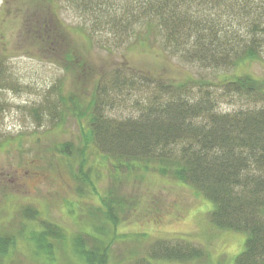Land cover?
<instances>
[{
	"label": "rangeland",
	"instance_id": "obj_1",
	"mask_svg": "<svg viewBox=\"0 0 264 264\" xmlns=\"http://www.w3.org/2000/svg\"><path fill=\"white\" fill-rule=\"evenodd\" d=\"M219 1L179 6L197 24L175 54L160 48L164 35L148 33L137 0H0V264H90L73 237L91 250L93 236L98 264H235L244 236L211 223L201 192L145 161L106 156L89 129L90 115L134 121L169 82L219 85L245 72L264 80V57L219 71L179 57L197 35L247 38L254 21L264 30V0H248L245 15L244 0ZM258 36L264 43V31ZM204 90L192 87L193 99ZM215 100L229 115L261 105L235 94ZM107 207L109 221L94 218ZM35 241L52 245V254ZM174 243L205 257L182 261L165 251L172 245H158Z\"/></svg>",
	"mask_w": 264,
	"mask_h": 264
},
{
	"label": "trees",
	"instance_id": "obj_2",
	"mask_svg": "<svg viewBox=\"0 0 264 264\" xmlns=\"http://www.w3.org/2000/svg\"><path fill=\"white\" fill-rule=\"evenodd\" d=\"M185 1L137 0L142 2L140 9L145 12L143 20L148 33L164 35L161 38L166 43L159 45L164 51L178 54L175 49L180 38L187 36L188 28L197 24L196 20L185 18L186 14H179L178 8ZM247 1L244 0L240 7L244 15ZM220 3L218 0V5ZM262 31L254 21L247 38L234 37L227 32L218 37L201 38L196 34L197 40L193 42L191 51L185 48L182 56V48L179 57L209 71L237 69L264 57V43L258 36ZM169 86L162 85L163 90L157 89L154 104L134 121L129 119L119 125H111L90 115L92 142L101 153L116 161L125 159L130 166H134V162L145 161L143 167L152 164L155 171L201 192L211 204L208 213L211 223L218 229L244 236L235 264H264V80L245 72L219 85L204 80H187L169 82ZM194 86L205 88L197 100L192 95ZM229 94L259 101L261 105L230 115L217 112L215 97ZM185 141L190 144L174 151L179 142ZM177 151L179 155H176ZM107 208L104 211L97 208L101 214L94 218L98 217L99 222L109 221L111 210ZM92 220L91 223L96 222ZM46 225L51 226V223ZM42 229L43 235L52 237L48 228L44 226ZM62 235L64 238V233ZM60 236L59 231L55 238ZM79 238L76 242L73 237V242L83 245L82 252L90 264H98L100 259L96 258L102 256V253L95 252L99 249V238L93 236L91 250L86 249ZM10 239L11 242L6 239L10 244L8 248L14 246V237ZM35 243L43 245L42 251L52 254L53 246L48 242ZM158 245L165 248L172 245L165 251L172 254L171 258L178 256L182 261L189 258L190 253L197 258L205 257L203 251L194 249L193 252L190 246L183 244Z\"/></svg>",
	"mask_w": 264,
	"mask_h": 264
}]
</instances>
